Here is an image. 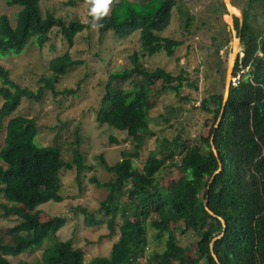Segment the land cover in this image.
<instances>
[{
  "label": "trees",
  "instance_id": "1",
  "mask_svg": "<svg viewBox=\"0 0 264 264\" xmlns=\"http://www.w3.org/2000/svg\"><path fill=\"white\" fill-rule=\"evenodd\" d=\"M7 3L18 6L19 10L14 26L6 15L0 14L2 57L19 54L30 43L43 48L53 28L58 29L71 47L76 35L85 28L79 21L66 23L51 13L43 15L40 0H8ZM69 3L74 4V1ZM173 7L181 17L186 16L183 0L140 3L120 0L109 14L96 21L100 37L112 31L122 39L139 31L141 48V52L129 55V66L108 73L96 122L125 132L132 139L152 135L149 114L161 94L173 91L179 95L184 86L196 89V80L191 79L184 68L173 74L162 67L146 69L140 62L143 56L160 51L172 57L183 43L159 34L168 26ZM248 18L245 12H242V21L233 17L234 28L244 47L237 55L232 75L247 70L245 78L237 85L231 83L216 127L223 92L210 94L200 101L202 110L213 116L207 135L183 139L181 133L177 134L167 142L165 151H150L140 170L134 167L132 160L139 156L137 150L127 156L122 153L123 158L110 166L101 157L102 165L113 173V178L100 182L92 176L89 181L108 189L99 208L103 217L96 218L95 213L87 209L81 212L87 227L105 224L108 230L105 237L118 234V238L108 256L94 257L88 264H200L202 260L206 264H218L212 252L219 264H264V29L254 31ZM191 25L192 17L187 16L183 29L189 33ZM78 63L68 50L53 57L48 63L51 75L41 77L35 91L17 84L9 76V70L0 64L3 100L0 122H5L4 143L0 149V194L5 203L0 204V219L13 223L0 229V264H11L8 256L15 257L43 246L39 261L21 260L16 264H84L83 251L74 247L72 239H57L56 234L67 218L43 219L39 206L48 201H62L63 170L74 171L75 182L81 190V178L92 167L77 150L68 162L62 158L58 146L38 145L35 120L15 114L23 98L39 101L46 89L54 94H75L73 89L56 91L54 81ZM128 79L133 81L132 87L118 86ZM211 138L218 156L212 151ZM175 156L179 157L178 161H174ZM171 167L187 170L190 178L182 176L170 188L160 186L156 175L161 169ZM121 188L126 195L122 202ZM205 201L213 215L205 208ZM154 214L157 219L150 220ZM220 218L225 221V229ZM149 220L158 240L165 233L168 236L163 249L153 251L142 263ZM176 220L196 233L193 256L189 255L190 248L179 245L175 225L167 226L168 222L176 223ZM44 241L48 242L44 244Z\"/></svg>",
  "mask_w": 264,
  "mask_h": 264
},
{
  "label": "rangeland",
  "instance_id": "2",
  "mask_svg": "<svg viewBox=\"0 0 264 264\" xmlns=\"http://www.w3.org/2000/svg\"><path fill=\"white\" fill-rule=\"evenodd\" d=\"M7 1L0 0V14L6 15L10 24L14 26L19 7L9 5ZM69 1H74V4H70ZM119 1L112 0L108 14ZM127 1L140 3L145 0ZM230 1L246 14H250L254 4L264 5V0ZM223 4V0H183L185 17H181L175 7L172 8L170 22L159 34L182 40L183 43L176 48L172 57L160 51L152 56H143L140 62L146 69L162 67L173 74H178L180 68H184L188 72L187 75L196 80V89L184 86L179 95L173 91L162 93L149 114L148 125L153 134L138 136L135 139L129 138L125 132L114 127L96 122L95 117L108 73L129 66V55L141 52L139 31L122 39L116 37L112 31L100 37L96 21L90 16L91 5L88 0H40L43 15L51 13L66 23L79 21L85 25V28L76 35L73 45L68 47L58 29L53 28L50 40L43 48L39 49L30 43L19 54L0 56V64L9 70V76L20 86L32 91L40 85L41 77L51 75L48 63L53 57L68 50L72 59L79 61L67 74L54 81L56 91L73 89L76 90L75 94L63 92L54 94L46 89L39 101L23 98L15 114L35 120L38 127L35 142L38 145L58 146L62 158L68 162L72 160L74 151L77 150L85 156L86 163L92 167L81 178V190L75 182L74 171L63 170L62 201H48L39 206L43 219L52 216L67 218L65 225L56 234L57 239L60 241L72 239L74 247L83 251L84 264H88L94 257L108 256L113 242L118 238V234L112 238L105 237L108 233L105 224L87 227L81 212V209H87L94 212L96 218L103 217L99 208L101 201L107 196L108 189L89 181L92 176L100 182L113 178V173L102 165L101 157L110 166L123 158L122 153L127 156L137 150L139 156L132 157V160L134 167L140 170L150 151L158 153L165 151L167 142L177 134L181 133L183 139L192 138L194 135L196 138L200 134L207 135L213 116L202 110L200 101L210 94L224 91L226 66L232 50V35L224 22ZM238 14L237 11V18ZM187 16L192 17L189 33L183 29ZM245 72L246 70L244 73L238 72L240 79L245 78ZM132 85L131 79L118 83L119 87L125 89ZM2 102L0 97V106ZM4 124L5 122H0V149L5 137ZM178 160L179 157L175 156L174 161ZM182 176L190 178L187 170L171 167L161 169L156 178L160 186L170 188ZM120 193L121 202L125 201L126 195H123L125 189L121 188ZM1 203H5V200L0 194ZM154 219H157L155 214L150 220ZM150 220L146 223L148 243L141 259L142 263L153 251L160 252L163 249L168 236V233H165L164 237L158 240ZM172 223L168 222L167 226L172 228L175 225L179 245L190 248L189 255L193 256V244L198 239L195 231L184 228L179 220ZM11 224L13 223L6 219H0V229ZM47 242L44 241V244ZM43 247L15 257L8 256V259L11 264L21 260L31 263L39 261ZM200 264L206 263L202 260Z\"/></svg>",
  "mask_w": 264,
  "mask_h": 264
},
{
  "label": "water",
  "instance_id": "3",
  "mask_svg": "<svg viewBox=\"0 0 264 264\" xmlns=\"http://www.w3.org/2000/svg\"><path fill=\"white\" fill-rule=\"evenodd\" d=\"M223 2L225 4L226 11H227L223 15V17H224V22L226 23V26H227V30L230 31V33L232 35V50H231L229 59L227 61L226 72H225V85H224V91H223V96H222V105H221L220 113H219L217 122L215 124V127L220 122L221 116H222V114L224 112V107H225V104H226V101H227V98H228L229 87H230V85L232 83V73H233V68H234L235 60L237 58V55L239 53V50L244 47V45L242 43H240V37L237 35V32H236V30L234 28L233 16H236L237 17V15H236L235 12L231 11V9H230V7H232V4H231L230 0H223ZM238 18H239L240 21H242V14L240 12L238 14ZM211 145H212V151L214 152V154L216 156H218V152L216 151V148L213 145L212 138H211ZM218 172H219V169L215 172V174L218 173ZM213 177L211 178L210 182L212 181ZM210 182H209V184H210ZM205 208L208 210V212L210 214L213 215V213L207 208L206 201H205ZM220 220H221L222 225L224 226V229H225V225H226L225 224V221L222 218H220ZM222 234L219 235V236H217V237H215L213 239V241L216 240V239H218V238H220L222 236ZM210 246H211V249H212V243H211ZM212 256L214 257V259L216 260V262L219 264L218 258H217V256L213 252H212Z\"/></svg>",
  "mask_w": 264,
  "mask_h": 264
},
{
  "label": "flooded vegetation",
  "instance_id": "4",
  "mask_svg": "<svg viewBox=\"0 0 264 264\" xmlns=\"http://www.w3.org/2000/svg\"><path fill=\"white\" fill-rule=\"evenodd\" d=\"M248 21L254 31H262L264 29V5L254 4L250 11Z\"/></svg>",
  "mask_w": 264,
  "mask_h": 264
},
{
  "label": "clouds",
  "instance_id": "5",
  "mask_svg": "<svg viewBox=\"0 0 264 264\" xmlns=\"http://www.w3.org/2000/svg\"><path fill=\"white\" fill-rule=\"evenodd\" d=\"M88 3L91 5L90 16L93 20L99 21L108 14L112 0H88Z\"/></svg>",
  "mask_w": 264,
  "mask_h": 264
},
{
  "label": "built area",
  "instance_id": "6",
  "mask_svg": "<svg viewBox=\"0 0 264 264\" xmlns=\"http://www.w3.org/2000/svg\"><path fill=\"white\" fill-rule=\"evenodd\" d=\"M245 70H247V68ZM240 72H242V71H240ZM236 75H237V78H235ZM236 75L232 77V83L234 85H237L239 83V80H240L239 73H237Z\"/></svg>",
  "mask_w": 264,
  "mask_h": 264
},
{
  "label": "crops",
  "instance_id": "7",
  "mask_svg": "<svg viewBox=\"0 0 264 264\" xmlns=\"http://www.w3.org/2000/svg\"><path fill=\"white\" fill-rule=\"evenodd\" d=\"M231 2V1H230ZM233 6V9L237 12V11H239L240 13H241V10L237 7V6H234V5H232ZM236 8V9H235Z\"/></svg>",
  "mask_w": 264,
  "mask_h": 264
},
{
  "label": "bare ground",
  "instance_id": "8",
  "mask_svg": "<svg viewBox=\"0 0 264 264\" xmlns=\"http://www.w3.org/2000/svg\"><path fill=\"white\" fill-rule=\"evenodd\" d=\"M230 9H231V11L235 12L234 9H233V7H230ZM235 13H237V12H235Z\"/></svg>",
  "mask_w": 264,
  "mask_h": 264
}]
</instances>
